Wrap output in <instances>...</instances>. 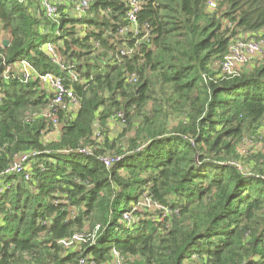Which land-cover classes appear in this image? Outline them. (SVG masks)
<instances>
[{
    "label": "trees",
    "instance_id": "obj_1",
    "mask_svg": "<svg viewBox=\"0 0 264 264\" xmlns=\"http://www.w3.org/2000/svg\"><path fill=\"white\" fill-rule=\"evenodd\" d=\"M136 1L133 22L129 0H0V264H264V62L221 71L264 41V0ZM45 73L78 101L57 126ZM144 195L168 213L122 221Z\"/></svg>",
    "mask_w": 264,
    "mask_h": 264
},
{
    "label": "built area",
    "instance_id": "obj_2",
    "mask_svg": "<svg viewBox=\"0 0 264 264\" xmlns=\"http://www.w3.org/2000/svg\"><path fill=\"white\" fill-rule=\"evenodd\" d=\"M76 1L77 4L75 6V11L78 15H81L83 11L88 7V0H73ZM59 2V1H58ZM57 0H41L42 7L44 9V13L49 18H54L57 13V5L59 4ZM208 8L210 10L215 9L216 3L213 0L208 1ZM129 9L127 11V17L131 21H135V13L139 8V4L136 0H129ZM45 50L49 55H51L52 60L55 62L58 61L55 59V48L52 43H46L44 46ZM264 49V41H259L254 38L249 39H239L237 41L232 42L230 45L228 53L224 57V62L221 66L222 73H233L236 69H239V66L245 64L247 57L250 55L261 53ZM21 67L25 71V77L29 76V72H31L34 68L27 62L22 61ZM40 76V81L42 85H47L53 91L52 100L49 102L48 106L45 110L41 112V115L45 117L53 126H57L59 124V117L57 113L59 111L69 112L78 104L77 99L74 96V93L71 88H66L62 82L60 77L53 75L52 73H45ZM75 78V75H71ZM134 79V78H133ZM117 116H121L120 113ZM95 136H99V131L95 133ZM246 146H250V143L246 144ZM244 147L242 148V152H244ZM81 152H88L87 149H82ZM26 154H21L16 157L15 161L6 169L4 173L15 172L20 173L24 170V165L26 163ZM115 159L113 157H106L103 162L107 167H111ZM238 166L239 169L242 166L238 163H233ZM133 207L124 212L122 216V221L126 222L128 225H131L139 220L137 216V212L140 211L143 207H152L153 209L162 211L163 214H167L168 210L154 202L147 196H143V201L141 203L132 205ZM82 241V236L80 234H74L72 237L68 239H64L61 243L65 247H69L74 243H78ZM113 264H124L121 256L117 253V251H113ZM84 259L79 261V264H83Z\"/></svg>",
    "mask_w": 264,
    "mask_h": 264
},
{
    "label": "rangeland",
    "instance_id": "obj_3",
    "mask_svg": "<svg viewBox=\"0 0 264 264\" xmlns=\"http://www.w3.org/2000/svg\"><path fill=\"white\" fill-rule=\"evenodd\" d=\"M58 1L62 2L64 0H57V2ZM68 3H69V6H66V7H67V9L70 10V8L74 7L73 6L74 1H73V3H71V0H68ZM0 36L2 37L3 35H0ZM1 37H0V40H1ZM250 38H254L255 39L256 37L253 35ZM262 62H264V51H262L261 53H258V54L250 55L249 57H247L245 64H247V65L248 64H252V63L259 64V63H262ZM123 127L124 126L120 122H118L117 120L110 121L109 130L111 131V134L113 136H116L119 133H121L123 131ZM261 133H262V136H264V126L261 128ZM55 135H56V132L52 131V132H49L48 135H45V138L51 139ZM256 149H258V146H253L252 149L250 148V152L252 151L253 153H256ZM259 150H260V148H259ZM239 164L242 165L240 161H239ZM245 166H247V165L245 164ZM142 201H143V197L139 198L138 201L135 202L133 205L141 203ZM145 208H146V214L148 213L149 217H151V218L155 217V209H153L152 207L149 208V207H146V206H145Z\"/></svg>",
    "mask_w": 264,
    "mask_h": 264
},
{
    "label": "water",
    "instance_id": "obj_4",
    "mask_svg": "<svg viewBox=\"0 0 264 264\" xmlns=\"http://www.w3.org/2000/svg\"><path fill=\"white\" fill-rule=\"evenodd\" d=\"M2 44H3V46H6L7 44H8V41L7 40H3L2 41ZM2 67V65L0 66V68Z\"/></svg>",
    "mask_w": 264,
    "mask_h": 264
}]
</instances>
